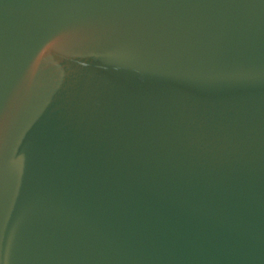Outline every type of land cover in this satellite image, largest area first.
<instances>
[{"label": "water", "instance_id": "obj_1", "mask_svg": "<svg viewBox=\"0 0 264 264\" xmlns=\"http://www.w3.org/2000/svg\"><path fill=\"white\" fill-rule=\"evenodd\" d=\"M0 264H264V0H0Z\"/></svg>", "mask_w": 264, "mask_h": 264}]
</instances>
